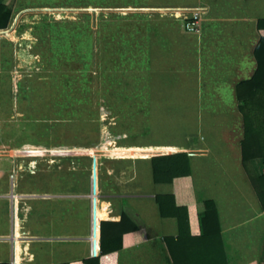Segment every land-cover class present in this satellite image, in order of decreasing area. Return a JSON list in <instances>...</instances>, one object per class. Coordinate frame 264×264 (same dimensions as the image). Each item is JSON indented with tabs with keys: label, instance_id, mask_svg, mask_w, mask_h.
<instances>
[{
	"label": "crops",
	"instance_id": "obj_1",
	"mask_svg": "<svg viewBox=\"0 0 264 264\" xmlns=\"http://www.w3.org/2000/svg\"><path fill=\"white\" fill-rule=\"evenodd\" d=\"M200 1L24 5L59 18L67 9L104 11L101 24L86 28L85 72L60 67L79 61L61 58L79 38L67 32L78 27L36 21L11 31L13 13L0 30L8 38L0 37V264H83L100 254V223L122 217L135 230L104 264H170L165 240H177L178 223L161 217L156 196L186 209L184 244L202 236V202L212 201L227 264H264V211L242 168L235 99L236 85L253 75L264 33L256 24L264 17L256 19L254 0ZM195 13L194 34L184 18ZM52 45L57 63L35 52ZM67 123L70 141L61 131L60 144L51 142ZM22 130L31 141L16 145ZM179 154L188 158L189 175L154 183L151 159ZM18 156L27 168H17ZM38 159L44 167L35 166ZM252 167L257 175L264 170L260 161Z\"/></svg>",
	"mask_w": 264,
	"mask_h": 264
},
{
	"label": "trees",
	"instance_id": "obj_2",
	"mask_svg": "<svg viewBox=\"0 0 264 264\" xmlns=\"http://www.w3.org/2000/svg\"><path fill=\"white\" fill-rule=\"evenodd\" d=\"M1 1L0 30H5L13 21V11L10 5ZM256 30L264 32V19L257 21ZM57 33L58 36L61 35L59 31ZM253 58V75L236 85L235 99L243 127L240 142L242 168L254 189L260 208L264 211V170L257 175L252 167V163L256 161L264 164V33L258 36ZM151 167L154 183H171L175 178L189 175L188 158L185 154L152 158ZM155 200L161 217H173L178 223L177 240H165L170 264H227L220 238L217 210L212 201L202 202V236L195 239L196 241L186 240L184 244L183 240L189 236L186 209L175 206L171 196H156ZM134 230L135 227L125 217L119 223L101 222L100 254L84 260L83 264H104L122 248V236Z\"/></svg>",
	"mask_w": 264,
	"mask_h": 264
},
{
	"label": "rangeland",
	"instance_id": "obj_3",
	"mask_svg": "<svg viewBox=\"0 0 264 264\" xmlns=\"http://www.w3.org/2000/svg\"><path fill=\"white\" fill-rule=\"evenodd\" d=\"M254 1H255L254 14H255L256 19H258L259 17H261V18L264 17V0H254ZM103 2H104V0H16V1L12 2L13 6H11V7H12V11L14 13V16H16V18H17V22L15 24H13V23L11 24L10 30L12 31V27L15 29L17 26H19L21 24H32V23L34 24V22H36V21L37 22L39 21L42 25L51 23L53 25L69 24L73 27H78L76 29H73V31L67 32V33L72 34V35L77 34L79 36V38H76L75 39L76 41L75 40H69V41H71L69 43V45H71L72 47L70 48V50L66 49L62 54L64 56V58L63 57H61V58L63 60H66V58H69L72 60V58H74L78 55L79 61H76L77 64L74 66L60 65V67H62V69H66V70L67 69L69 70L70 68H72V69L75 68L76 72L77 71L85 72V70H86L85 64H86V56H87V49H86L87 29L86 28L88 25L101 24V21H102L101 14L102 13L104 14V11L102 12L101 10H97V11L94 10L96 12L88 13V11L82 10L84 7L75 8V9H79V10L67 9V10L61 11V12L58 11L61 14V16L59 18V16L57 17L56 12L51 11V10H48V11H45V10L27 11V9H25L26 11H24L21 9L24 5H31V4L34 5V3L35 4L36 3L37 4H49V5L58 4V3H68V4H75V6L77 4H79V6H80V5H86L88 3H93V4H96L98 6H102ZM199 2H202V1L192 0V4L193 3L199 4ZM143 3H149V2L143 1ZM116 13H118V12H116ZM36 15H38V16H36ZM41 21H44V22H41ZM58 31H59V29H58ZM37 34L41 35V33H37ZM0 37H6L7 38V36L5 34H0ZM42 37L44 38V36H42ZM58 39H60V38H58ZM256 40H257V35H256ZM43 44H44V40L42 41V43H39L38 45L42 46ZM35 46H37V45H35ZM45 50H46V52H44ZM37 51H40V53L42 54L43 61L49 58L50 60H52L53 63L58 62V45H56V46L52 45L51 47L47 46V47H44L41 49L37 48L35 50V52H37ZM98 54H100L99 51H98ZM27 55H28V52L25 51L24 56H27ZM32 59H34V58L32 57ZM37 64L38 63H36V61L33 60L32 63L30 65H28L27 67L33 72L37 68ZM53 68H55V67L53 66ZM71 105H72L73 109H75V103L71 102ZM53 108L55 109V106ZM57 109H58V107H57ZM79 111H80V109H79ZM102 113H103V111H100V114H102ZM46 115L48 117H53V116H51L50 113L46 114ZM61 117L68 118L69 114L58 113V119L59 120ZM85 117H86L85 113H81V112L78 113L77 112V118L79 120L82 119V120L86 121ZM103 119L104 118H102V116H101L100 120H103ZM75 120H77V119H75ZM70 126H71L70 123L64 124V128L59 130L58 137H56L55 132H53L54 135H52L53 140H51V142H55V144H58V145L60 144L61 141H60L59 136H60L61 131L63 132V138H64V139L62 138L63 141L64 142L70 141V138L72 137L70 134V130H69ZM32 131L35 132V129H33ZM33 137H36V136L33 135ZM31 138L32 137L28 134L27 130H22L21 132L15 134V144L21 145L25 142H30ZM73 138H75V137H73ZM82 138H83V136H82ZM45 146L47 148H49L48 145H45ZM19 156H20V154H19ZM19 156L17 157L16 160H17V162H21V163L17 165V168L18 169H21L24 167L27 168L28 165H25L26 164L25 158L23 159ZM44 164H46V161H44V159H38V162L35 166L37 168H41V167H44ZM60 164H61V162H58V166H60ZM55 165H53L52 167H54ZM29 167L30 168L28 170H31L34 167V163H30Z\"/></svg>",
	"mask_w": 264,
	"mask_h": 264
},
{
	"label": "built area",
	"instance_id": "obj_4",
	"mask_svg": "<svg viewBox=\"0 0 264 264\" xmlns=\"http://www.w3.org/2000/svg\"><path fill=\"white\" fill-rule=\"evenodd\" d=\"M184 26L187 32L189 33H198L199 32V16L195 13L190 15L187 18H184Z\"/></svg>",
	"mask_w": 264,
	"mask_h": 264
}]
</instances>
